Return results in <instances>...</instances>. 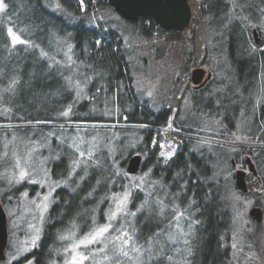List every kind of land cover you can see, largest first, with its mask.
<instances>
[{"label": "rangeland", "instance_id": "obj_1", "mask_svg": "<svg viewBox=\"0 0 264 264\" xmlns=\"http://www.w3.org/2000/svg\"><path fill=\"white\" fill-rule=\"evenodd\" d=\"M51 1L52 7H59L56 0ZM252 2L256 4L253 11L246 12ZM197 3L198 6L192 4L190 8L192 17L189 26L178 33L156 27L151 36H145L135 23L124 20L109 8L95 11L92 22L93 26L99 25L104 30H112L120 38L136 97L140 101H146L145 103L155 111H170L167 125L154 129L152 146L158 149V158L163 162L162 165L170 162L183 149L184 139L189 138L193 139L189 150L200 157L206 156L210 159L213 171L211 179L219 186L221 198L229 210L228 229L222 235L227 239L226 245L230 250L227 264H264V180L258 174L250 155V151L264 147V0H228L232 18L244 28L253 47L252 52L260 55L257 58L259 61L251 88V80H240L233 74L227 60L225 38L212 30L201 0H197ZM200 26L201 29L197 31L195 27ZM254 30L257 32L256 38ZM8 38L12 47L21 44L13 45L12 37L8 35ZM198 40L201 41L199 51L196 46ZM61 44L60 56L54 59L55 63L69 77L75 92L81 98H86L88 78L85 77L84 67L74 63L71 48L66 40H61ZM199 68L209 72L210 78L204 89L196 93L197 90L192 88L191 78L193 71ZM111 111L112 108L101 115L103 118L118 120V115H111ZM61 125L74 127L73 133H69L72 136L71 148L75 150L80 162L94 158V154L99 150L108 151L113 158V152L123 135L118 129L139 128L124 120L123 123L115 121L105 124ZM103 126L111 129L106 132L96 131V128ZM169 130L172 132L169 133ZM188 130L192 133L189 134ZM132 133L131 138H125L127 146L131 148L142 142L136 132ZM170 136L176 142L174 145L168 140ZM14 140L15 138H12L10 142H15ZM160 145L164 146L163 149ZM168 147H172L173 156L171 159L162 158L161 151L167 152ZM13 149L10 147L12 159H9L13 166L8 169L9 163L8 166L2 165L0 168V199L7 217L5 258L0 264H29V261L37 264L32 253L39 249L44 237L49 211L54 204V194L58 189L66 187V183L64 180L52 178L49 165L38 156V148L34 144H26L22 150ZM90 151L91 157L87 155ZM79 152L85 154L83 158L79 156ZM137 154L133 153L132 156ZM244 156L251 159L256 174L250 172L244 162ZM17 158L20 159L22 167L30 171L34 168L37 171L25 181L14 183L10 181L12 176L18 175L19 172V169L14 168ZM145 159L146 156L141 158L133 172H128L130 161H127L125 170L120 174L124 185H114L112 181L114 187L107 195L108 202L104 211L99 215L98 209L94 210L91 226L86 227L84 232L80 231V227H71L64 231L56 239V248L52 250L51 259L47 264H72L73 255L78 256L79 252L90 257L85 264H150L155 258L163 256L167 250L181 255L192 251L189 242L195 238L192 227L194 221L188 213V208L184 209L178 205V199L175 200L170 193V202H167L165 192L170 188L165 187L168 185L163 183V179L152 177L151 164L142 165ZM237 170L247 174L245 186L238 184ZM125 192L130 193L125 207L127 214L112 220L115 231L107 234L102 243L74 250V244L107 222L106 218L115 210L117 199ZM46 195L49 196L48 209L41 212L37 205ZM172 200L175 201L174 204H171ZM254 209L260 213L259 220L251 215ZM153 211L165 216L167 223L161 229L167 230L163 234L160 233L161 229L155 230L148 239H143L136 227V218L140 214L150 216ZM33 225L35 227H32ZM125 229L134 241L133 245L125 249L129 252L127 257L117 253L119 244L114 247L109 243L112 237ZM64 236L69 239H61ZM132 246L140 251H131ZM105 256L108 259H105ZM168 256L169 259H174L172 255Z\"/></svg>", "mask_w": 264, "mask_h": 264}, {"label": "trees", "instance_id": "obj_2", "mask_svg": "<svg viewBox=\"0 0 264 264\" xmlns=\"http://www.w3.org/2000/svg\"><path fill=\"white\" fill-rule=\"evenodd\" d=\"M3 1L8 7L6 12L0 13V168L9 163L8 169L13 166L9 161L12 159L10 147L22 150L26 144H34L38 156L49 165L52 178L66 183V187L54 194L44 237L39 249L32 253L35 262L47 264L50 261L56 239L64 231L80 227L84 232L91 226L94 210L98 209L100 215L107 206V195L114 187L112 181L114 185H124L120 174L133 158L132 154L138 153L136 156L140 158L146 156L143 166L151 164L152 177L163 179L168 185L164 186L170 188L163 191L167 193V202L171 196L178 199L177 204L188 208L194 221L195 238L189 242L192 251L181 255L167 250L150 264H227L230 250L222 235L228 229L229 210L219 186L211 179L210 159L191 152L193 139L189 138L184 139L183 149L162 165L158 149L152 146L154 129L167 125L170 111H155L136 97L120 38L112 30L93 26L95 11L113 10L108 1L84 0L83 10L80 0H56L58 8L52 7L51 0ZM203 4L212 30L226 40L227 60L233 74L240 80H251L249 86L253 87L260 55L252 52L244 28L232 18L228 0H203ZM255 5L252 2L246 12L253 11ZM134 23L145 36H151L156 28L149 18H139ZM8 28L27 43L12 47ZM61 40H66L70 46L74 63L84 67L88 78L86 98L75 92L69 77L55 63L54 59L60 56ZM197 96L199 98V94ZM68 107L71 112L67 117L62 116ZM110 108L111 115H118V120L103 118L101 114ZM123 120L139 128L118 129L123 135L113 152L114 157L111 158L108 151L99 150L94 158L81 160L80 167L73 173L72 165L77 156L71 148L69 133H73L74 127L61 124L123 123ZM145 126L149 128H142ZM96 129L90 130L106 132L111 128ZM132 132L142 140L133 148L125 142L126 137H132ZM12 138L15 142H10ZM253 151L250 155L264 180V147ZM174 202L172 200L171 204ZM166 223L165 216L154 211L150 216L140 214L136 218V227L143 239H148ZM166 230L162 228L160 233ZM168 255L174 259H169Z\"/></svg>", "mask_w": 264, "mask_h": 264}, {"label": "water", "instance_id": "obj_3", "mask_svg": "<svg viewBox=\"0 0 264 264\" xmlns=\"http://www.w3.org/2000/svg\"><path fill=\"white\" fill-rule=\"evenodd\" d=\"M115 12L128 20H136L138 17H149L153 19L159 27L168 32H182L187 29L190 23L191 11L187 0H108ZM256 38L257 32L253 31ZM258 43V40L255 39ZM206 71L202 68L196 69L192 73V81L195 84L200 83ZM210 78V73L206 81ZM251 170L256 174L255 167L249 157L245 158ZM141 158L135 156L130 160L127 168L128 172L136 170ZM238 180V178H237ZM238 182V181H237ZM239 184V183H238ZM251 215L259 220L260 213L254 209ZM7 244V223L6 214L0 201V262L5 258V247Z\"/></svg>", "mask_w": 264, "mask_h": 264}, {"label": "snow or ice", "instance_id": "obj_4", "mask_svg": "<svg viewBox=\"0 0 264 264\" xmlns=\"http://www.w3.org/2000/svg\"><path fill=\"white\" fill-rule=\"evenodd\" d=\"M81 9L83 10L84 7V0H80ZM8 5L3 2V0H0V11L6 12ZM8 35L12 37V43L13 45L17 43L26 44V40H22L19 35H16L13 32V29L9 28L7 29ZM46 55V54H45ZM16 83L15 80L12 81V84L14 85ZM11 90V88L9 89ZM151 95V93H149ZM71 112V107H68L66 110H64L61 115L64 117H67L69 113ZM160 147L163 149V145H160ZM173 151H161L160 155L162 158L167 157L168 159H171L173 156ZM8 154L5 153V156ZM83 152H79V156L81 158L84 157ZM87 155L89 157L92 156V152H88ZM80 167V160H74L72 165V171L73 173L76 171L77 168ZM14 168L19 169L18 175H13L12 180L10 182L19 183L21 181H25L28 179L34 172H36V169H32L31 171L28 168L22 167L20 159L17 158L16 163L14 165ZM45 183L47 180L44 181ZM27 195V193H25ZM130 196L129 192H125L122 196H120L117 199L115 210L111 212V216L109 218H106L107 222L100 227L95 228L93 231L89 232L85 235L83 239H81L78 243L73 245L74 250H79L81 248H88L91 245H95L98 243H102L104 239L107 238V234H109L112 231H115L112 220H116L118 217L122 215H126L125 213V207L128 201V198ZM49 196H44L41 200L40 204L37 205V207L41 210V212L47 211L48 209V201ZM130 215H135V213H130ZM32 227H35L34 225ZM38 231V230H37ZM61 239H69V237L64 236L61 237ZM109 243H111L114 247H116L117 244H119V247L116 249L117 253L119 255H123L127 257L129 255V252L125 250L128 246L133 245V237L129 234V232L125 230H121L119 235L112 237L109 240ZM33 244H35V241H33ZM101 251H104V249H101ZM131 251L133 252H139V248H136L135 246L131 247ZM90 257L88 255H85L83 252H79V255H73L72 264H85V261L89 260ZM105 259H108L107 256H105ZM29 264H32V261H29Z\"/></svg>", "mask_w": 264, "mask_h": 264}, {"label": "bare ground", "instance_id": "obj_5", "mask_svg": "<svg viewBox=\"0 0 264 264\" xmlns=\"http://www.w3.org/2000/svg\"><path fill=\"white\" fill-rule=\"evenodd\" d=\"M108 1V0H107ZM187 3H188V6H189V8H191L192 7V4L195 6H198L199 4L197 3V0H187ZM109 4V3H108ZM201 4H202V6H203V8H204V4H203V0H201ZM110 5V4H109ZM111 6V5H110ZM112 7V6H111ZM113 9V8H112ZM114 10V9H113ZM115 11V10H114ZM191 17H192V13H191ZM123 18V17H122ZM139 18H149V17H142V16H140V17H138L137 19H139ZM124 20H127V21H129V22H131L132 24H134V22L137 20H128V19H125V18H123ZM149 19H151V18H149ZM151 20H153V19H151ZM154 21V20H153ZM154 23L156 24V27L157 28H160L161 30H163V31H166V30H164V29H162L161 27H159L158 26V24L154 21ZM168 32V31H167ZM196 46H198V51L200 50V47H201V41H197V45ZM208 76V75H207ZM205 77V76H204ZM204 79V78H203ZM192 80V79H191ZM192 83H193V81H191ZM194 85H196L195 83H193ZM170 129V128H169ZM169 133H171L172 131L171 130H169L168 131ZM168 140H169V142L172 144V145H174L176 142H175V140H174V138H172L171 136L168 138ZM172 147H168L167 148V151H172V149H171ZM176 148H178V145H177V147ZM135 157V156H134ZM248 157V156H247ZM257 172V171H256ZM0 201H1V199H0ZM2 204V203H1ZM3 207V206H2ZM3 210H4V208H3ZM5 211V210H4ZM6 214V213H5ZM6 222H7V217H6Z\"/></svg>", "mask_w": 264, "mask_h": 264}, {"label": "flooded vegetation", "instance_id": "obj_6", "mask_svg": "<svg viewBox=\"0 0 264 264\" xmlns=\"http://www.w3.org/2000/svg\"><path fill=\"white\" fill-rule=\"evenodd\" d=\"M209 74V72H207L206 73V75H205V78L200 82V83H198V84H196V85H194L192 82H191V84H192V88L194 89V90H203L204 89V87L208 84V81H209V79H208V81H206L207 79H206V77H207V75ZM192 81V80H191ZM246 156H244V162H245V164H246V166L248 167V169H249V166H248V164H247V161H246ZM250 172H252L251 170H250ZM253 173V172H252ZM236 176H237V178H238V183H239V185H242V186H245L246 185V180H247V174L244 172V171H242V170H237V172H236ZM254 176V175H253Z\"/></svg>", "mask_w": 264, "mask_h": 264}, {"label": "built area", "instance_id": "obj_7", "mask_svg": "<svg viewBox=\"0 0 264 264\" xmlns=\"http://www.w3.org/2000/svg\"><path fill=\"white\" fill-rule=\"evenodd\" d=\"M192 9H193V8H192ZM195 28H196L197 31H199V30L201 29V26H200V28H197V27H195Z\"/></svg>", "mask_w": 264, "mask_h": 264}]
</instances>
